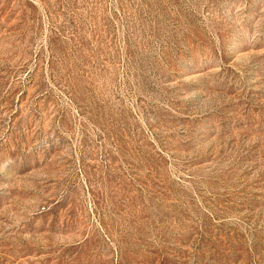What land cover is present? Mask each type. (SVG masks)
I'll return each instance as SVG.
<instances>
[{"label": "rangeland", "instance_id": "1", "mask_svg": "<svg viewBox=\"0 0 264 264\" xmlns=\"http://www.w3.org/2000/svg\"><path fill=\"white\" fill-rule=\"evenodd\" d=\"M0 264H264V0H0Z\"/></svg>", "mask_w": 264, "mask_h": 264}]
</instances>
